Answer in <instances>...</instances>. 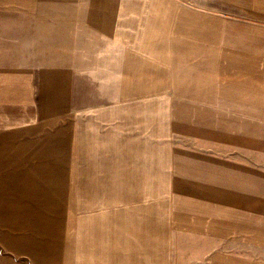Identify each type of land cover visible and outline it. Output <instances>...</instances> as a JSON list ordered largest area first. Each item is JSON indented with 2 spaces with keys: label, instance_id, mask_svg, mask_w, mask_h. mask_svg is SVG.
Returning a JSON list of instances; mask_svg holds the SVG:
<instances>
[{
  "label": "crops",
  "instance_id": "obj_1",
  "mask_svg": "<svg viewBox=\"0 0 264 264\" xmlns=\"http://www.w3.org/2000/svg\"><path fill=\"white\" fill-rule=\"evenodd\" d=\"M0 264H264V0H0Z\"/></svg>",
  "mask_w": 264,
  "mask_h": 264
},
{
  "label": "rangeland",
  "instance_id": "obj_2",
  "mask_svg": "<svg viewBox=\"0 0 264 264\" xmlns=\"http://www.w3.org/2000/svg\"><path fill=\"white\" fill-rule=\"evenodd\" d=\"M54 7H56V6H54V4H50V5H48V7H47V11H53V9H54ZM61 7L62 8H66L67 10L69 9V5H67V4H61Z\"/></svg>",
  "mask_w": 264,
  "mask_h": 264
}]
</instances>
